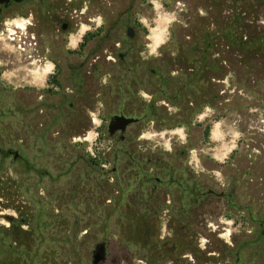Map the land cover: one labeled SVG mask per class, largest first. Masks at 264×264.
I'll use <instances>...</instances> for the list:
<instances>
[{
  "label": "rangeland",
  "instance_id": "374dc122",
  "mask_svg": "<svg viewBox=\"0 0 264 264\" xmlns=\"http://www.w3.org/2000/svg\"><path fill=\"white\" fill-rule=\"evenodd\" d=\"M80 1V20L67 13L70 29L62 36L53 26L50 37L40 28L36 46H28V40L23 45L12 39L13 31L25 28L0 32V151L17 150L25 161L14 164L0 153V221L6 222L0 233L10 227L9 218L15 223L10 236H0V264H91L101 242L108 254L104 264H264V0H136L130 13L124 12L130 0ZM97 17L103 19L99 27ZM203 39L209 42L204 62L201 51H192ZM120 53L138 57V72L143 66L159 70L175 89L170 101L162 81L156 84L147 73L145 85L132 89L146 114L134 139L137 152L145 159L159 156L162 168L172 159L176 167L174 184L161 187L157 219L138 230L135 220L155 206L127 204L133 190L85 179L90 172L85 156L95 161L93 178L110 168L111 144L98 128L106 120L101 97L95 109L84 105V120L71 135L61 132L60 120H53L57 109H50L47 138L34 147L26 130L16 127L23 120L13 109L14 101L26 107L30 96L18 88L26 85L21 82L29 74L26 67L17 69L22 64L11 61ZM49 71L47 66L32 75L41 83ZM89 90L93 98L92 83ZM58 99L51 95L48 101ZM152 102L155 117L148 115ZM215 123L219 129L212 139ZM70 154L82 156L78 170L62 169ZM31 162L48 172L46 184L28 180ZM13 182L22 187L16 190ZM192 186L214 195L195 204Z\"/></svg>",
  "mask_w": 264,
  "mask_h": 264
},
{
  "label": "flooded vegetation",
  "instance_id": "af4514ba",
  "mask_svg": "<svg viewBox=\"0 0 264 264\" xmlns=\"http://www.w3.org/2000/svg\"><path fill=\"white\" fill-rule=\"evenodd\" d=\"M135 3L136 0H130V5L124 12H132L135 8ZM67 13L71 20H80V16L82 15L81 1L0 0V32H11L12 30H9L8 26H12L15 30H18V27L14 24L7 26L5 24L6 20H15L11 14L18 17V19L30 20V23L24 27L25 30H20V32L13 31L15 38L13 37L12 39H17L18 41L25 39L28 40V44L22 41L23 45L36 46V40L42 34H47L48 37L51 36V26L55 28L58 36H62L70 29L69 23L65 22ZM41 24L42 26H40ZM40 28L43 31L41 35H39ZM125 34L130 39L135 36L133 29L130 27L126 28ZM194 44L196 47L192 51H201V57L198 58L204 62L209 42L203 39V41H197ZM200 46L202 47L201 49H199ZM72 55H75V53H72ZM16 62L22 64V66H16ZM139 62L138 57H123V54L120 53L118 57H24L22 60L11 61L10 65L16 66L17 69L26 67V71L29 73L26 78L21 79V82H24L26 85H18V88L25 89L30 96V101L26 107H24L22 101H14L13 109L15 110L14 114L23 120V123H18L16 127L26 130L27 137L33 147L36 141H42L43 143V140L47 138L50 125L48 112L50 109H57L56 117L53 120H60L63 128L61 132L65 135H71V132L75 133L73 130L75 125L84 120L82 113L84 105H90L95 109L98 103L97 98L101 97L103 100L101 107L105 110L103 116L106 120L103 127L98 128L100 135L105 137L107 142L111 144L106 155L110 168L104 171L105 175L102 174L98 178H93L92 171L95 161L85 156V162L90 164V172H85L86 182H97L100 180L101 182H106V186L108 187L124 188L129 193L130 190H133L129 194L130 202L127 204H137L147 207L151 205L155 206L154 209H145L144 213L139 216L138 220L146 222L157 219L160 204L163 200L161 187L163 185L170 187L174 184L176 167L172 166V159L169 160V167L165 166L162 168L159 156L154 159H151V157L145 159L144 155L137 152L134 139L139 136L146 114L144 104L135 100L132 89L145 85L146 73L150 79H157L156 84H160L162 81L161 77H159V70L149 69L148 71L143 66V71H136L134 68L139 65ZM47 66H50L48 75L41 79V83H38L32 74L43 72ZM1 72L0 70V76ZM105 76L108 78L107 81L103 79ZM167 80L169 78L164 79L162 85L166 89L168 98L171 101L172 93L175 89L172 86L173 82L170 81L169 85ZM101 82L103 85H99V87H101L102 94L96 93L95 85ZM90 83L93 84V98L90 96ZM1 92L0 88V96ZM51 95H58L57 104L48 101ZM4 100L6 101V99ZM147 109L149 110L148 115L155 117L153 102L149 104ZM88 114L87 119L91 123L94 119H91V113L88 112ZM114 117H125L134 121L125 128L124 132L114 131L113 129L110 132L109 124ZM14 119L17 122V118ZM56 134L60 135V133ZM70 138L73 139L72 142H75V138L72 136ZM78 141L80 142V140ZM36 152L42 153V151ZM0 153L12 157L14 164L25 162L17 150L0 151ZM80 162H82L81 155L74 157L70 154L68 159L63 161L62 169L64 168L67 171L68 168L72 167L78 170ZM29 164L27 171L31 176L28 180L32 181L33 179L36 186L40 183L42 185L46 184V182L43 184V180L44 178L48 179V172L44 169L43 165L37 164L36 167L34 166V162ZM44 164L47 165L48 162ZM79 179L80 177H78ZM13 187L19 190L22 186H17L13 182ZM192 190L197 195L195 204L206 195H214V192L211 194L197 193L195 186H192ZM116 195L121 197L119 192H116ZM177 199L179 198L176 197ZM164 203L169 204L165 200Z\"/></svg>",
  "mask_w": 264,
  "mask_h": 264
},
{
  "label": "water",
  "instance_id": "95a60500",
  "mask_svg": "<svg viewBox=\"0 0 264 264\" xmlns=\"http://www.w3.org/2000/svg\"><path fill=\"white\" fill-rule=\"evenodd\" d=\"M134 120L126 119L125 117H114L109 124V131H120L124 132L125 128L130 125ZM213 191H207V194H211ZM224 195H217L218 198H222ZM9 221L12 218L8 219ZM107 259V250L106 244L104 242L98 243L95 245L94 250L92 251V262L91 264H104Z\"/></svg>",
  "mask_w": 264,
  "mask_h": 264
},
{
  "label": "clouds",
  "instance_id": "9594fccd",
  "mask_svg": "<svg viewBox=\"0 0 264 264\" xmlns=\"http://www.w3.org/2000/svg\"><path fill=\"white\" fill-rule=\"evenodd\" d=\"M96 20H97V26L99 27L100 24L103 23V19H102V17H97ZM28 23H30V20L26 21V20H23V19H18V20H11V21H7L6 20L5 21L6 26L14 24V25H16V27L21 28V29H23L25 27V25H27ZM6 212H11L12 215H16V213L12 212L10 209L6 210ZM0 223H6V222L5 221H0ZM229 223H231V222L229 221Z\"/></svg>",
  "mask_w": 264,
  "mask_h": 264
},
{
  "label": "trees",
  "instance_id": "16d2710c",
  "mask_svg": "<svg viewBox=\"0 0 264 264\" xmlns=\"http://www.w3.org/2000/svg\"><path fill=\"white\" fill-rule=\"evenodd\" d=\"M151 112V111H150ZM207 136H208V132H207ZM136 222L134 223V225L135 226H133L134 227V229L135 230H138V228H142L143 226H144V224H145V222H143V221H140V220H138V219H136L135 220ZM9 223H10V227H14L15 226V223H14V221H13V219L11 220V221H9ZM9 227V228H10ZM8 228V229H9ZM3 229V232L2 233H0V236H4V237H8V236H10L11 235V230L9 229Z\"/></svg>",
  "mask_w": 264,
  "mask_h": 264
},
{
  "label": "crops",
  "instance_id": "0c3cea01",
  "mask_svg": "<svg viewBox=\"0 0 264 264\" xmlns=\"http://www.w3.org/2000/svg\"><path fill=\"white\" fill-rule=\"evenodd\" d=\"M218 129H219V123H215L214 129H213V134H211V136L209 134V138L214 139L216 137V134H217Z\"/></svg>",
  "mask_w": 264,
  "mask_h": 264
}]
</instances>
